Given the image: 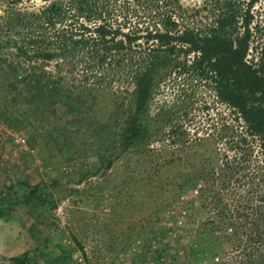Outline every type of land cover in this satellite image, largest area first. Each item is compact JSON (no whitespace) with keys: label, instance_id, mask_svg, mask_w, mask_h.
<instances>
[{"label":"rangeland","instance_id":"obj_1","mask_svg":"<svg viewBox=\"0 0 264 264\" xmlns=\"http://www.w3.org/2000/svg\"><path fill=\"white\" fill-rule=\"evenodd\" d=\"M12 1L15 8L27 11L45 4V0H0V15ZM217 4L215 0H116L111 16L143 29L156 27L158 14L166 12L181 29L212 18ZM249 13L247 56L261 57L264 63V0L254 2ZM5 36L2 30L0 41ZM5 53L0 48V199L6 200L8 187L21 181L41 185L43 199L35 197L29 206L15 205L10 196L8 204H0L8 213L0 217V264H11L10 258L24 251L37 260L33 264H45L41 252L54 258L59 248L71 252L66 264H242L241 246L232 242L224 243L214 257L189 253L188 237L204 232L202 227L207 225L201 222L212 214L193 196H180L182 204L170 203L167 192L172 189L155 187L165 176H173L166 169L207 159L210 143L198 139L210 142L216 131L228 132L232 110L216 99L211 82L196 78L189 67L175 72L168 67L158 69L146 108L138 114L150 131L148 141L106 165L103 155L109 145L105 146L101 133L89 135V126L83 122L87 118L65 115L62 109L50 114V108L59 103L51 104L47 95L23 103L22 91H31L35 83L29 79L23 85L21 79L15 80L2 61ZM40 61L35 60V72L43 71L53 84L63 75L58 80L62 90L80 82L81 64L71 67L70 63ZM112 88H104L102 96L100 107L106 113L112 107L107 100ZM85 171L87 175L81 176ZM55 199L57 204L51 208ZM222 201L230 202L224 196ZM176 211L179 227L172 224L170 228L166 225L171 224L169 213ZM187 213L195 219H186ZM78 245L83 252L76 250Z\"/></svg>","mask_w":264,"mask_h":264},{"label":"trees","instance_id":"obj_2","mask_svg":"<svg viewBox=\"0 0 264 264\" xmlns=\"http://www.w3.org/2000/svg\"><path fill=\"white\" fill-rule=\"evenodd\" d=\"M115 1L45 0L44 5L29 11L18 10L13 1L7 3L6 12L0 15V32L6 35L0 41V48L6 50L2 61L15 80L21 79L23 85L29 79L35 83L31 91H22L23 103L47 95L51 104L59 103L50 108V114L62 109L65 115L87 118L83 122L89 126V135L101 133L105 146L109 145L103 155V162L109 165L123 152L148 141L150 131L138 120V114L146 108L153 74L167 67L173 72L193 69L196 78L212 83L214 96L232 110L238 124L231 120L228 132L216 131L210 142L198 139L210 143L207 159L166 169L173 176H165L155 187L172 189L165 190L170 203L182 204L180 196H193L212 214L201 222L207 225L202 227L204 232L188 237L189 253L206 252L214 257L224 243L232 242L241 246L242 264H264V63L261 57L247 56L249 10L257 0H246L244 5L241 1L215 0L218 4L212 18L181 29L177 19L166 12L158 14L156 27H130L123 17L112 18ZM37 59L54 60L56 65L70 63L71 67L81 64L80 82L62 90L58 80L64 76L58 75L57 83H50L43 71L35 72ZM112 86L107 98L112 107L106 113L100 107L102 96ZM7 190L1 205L8 204L10 196L15 205L29 206L33 198L43 199L39 184L21 181ZM223 196L230 202L222 201ZM56 204L57 200H52L50 207ZM188 214L186 219L191 217ZM169 215L171 224L166 225L177 226L178 211ZM6 216L7 210L0 209V217ZM76 250L83 252L80 245ZM41 254L45 264H66L71 256L69 250L61 248L54 258ZM10 260L11 264L37 262L27 251Z\"/></svg>","mask_w":264,"mask_h":264},{"label":"built area","instance_id":"obj_3","mask_svg":"<svg viewBox=\"0 0 264 264\" xmlns=\"http://www.w3.org/2000/svg\"><path fill=\"white\" fill-rule=\"evenodd\" d=\"M144 263H146V264H152V262H151V261H149V262H144Z\"/></svg>","mask_w":264,"mask_h":264}]
</instances>
